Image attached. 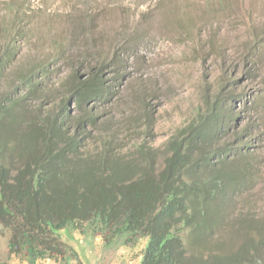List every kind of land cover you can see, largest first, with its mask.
I'll return each instance as SVG.
<instances>
[{
	"label": "rangeland",
	"instance_id": "rangeland-1",
	"mask_svg": "<svg viewBox=\"0 0 264 264\" xmlns=\"http://www.w3.org/2000/svg\"><path fill=\"white\" fill-rule=\"evenodd\" d=\"M11 42L17 53L14 65L3 72L0 96L19 73L56 60L46 81L49 93L43 92L44 85L39 92L22 96L23 106L32 111L45 102L58 110L64 98L56 84L69 80L80 65H98L99 57L106 63L118 60L105 75L113 79L114 94L95 112V125L87 132L91 138L84 144L127 145L121 155L135 152L139 135L154 149L160 148L181 124L203 111L205 94H220L223 105L231 99L222 112L228 115L232 105L223 141L247 148L241 157L230 159L229 170L245 177L251 171L253 176L226 204L224 216L217 215L216 235L198 243L223 250L209 260L196 258L194 264H237L233 260L247 255L254 236L249 231L244 238L249 228L244 224L248 218L264 223V0H0V56ZM250 44L257 46L255 62L245 67L239 60ZM230 78L232 82H227ZM159 103L163 106L156 107ZM69 106L67 122L88 113L72 102ZM142 106L152 109L150 118ZM147 121L145 135L137 128ZM21 126L15 124L16 138L24 131H19ZM101 136H111V142H99ZM1 232L0 226V260L9 264L142 261L140 236L108 244L101 232L68 230L58 254L31 258L9 253L8 236ZM192 242L197 244L189 238L184 241L188 249ZM258 250L264 258V240Z\"/></svg>",
	"mask_w": 264,
	"mask_h": 264
},
{
	"label": "trees",
	"instance_id": "trees-1",
	"mask_svg": "<svg viewBox=\"0 0 264 264\" xmlns=\"http://www.w3.org/2000/svg\"><path fill=\"white\" fill-rule=\"evenodd\" d=\"M245 48L247 55L239 63L247 67L255 62L257 46ZM16 50L11 42L0 56V80L14 65ZM55 62H39L19 73L0 96V226L8 236V252L54 257L64 245L66 231L77 230L101 232L108 244L140 236L141 264H194L196 258H215L223 249L198 243L216 235L217 215L224 216L226 204L253 176L251 171L245 177L229 170L230 159L241 157L247 148L223 141L232 105L228 115L222 112L231 99L223 105L220 94H205L203 111L181 124L160 148L154 149L139 135L135 152L121 155L127 145L84 144L91 138L87 132L95 125V112L107 106V98L114 94L113 79L105 75L118 60L106 63L99 57L98 65L81 63L69 80L56 84L64 98L58 110L46 102L33 111L25 108L22 96L27 98L44 85L43 92L51 90L46 81ZM70 102L88 113L67 122ZM141 109L152 116L151 108ZM18 122L19 131H24L16 138ZM137 129L147 135L148 121ZM104 138L98 141L111 142V136ZM244 225L250 229L243 236L247 239L252 232L253 243L247 255H239L234 263L264 264L258 250L264 223L248 218ZM188 238L197 242L189 244L190 249L184 243Z\"/></svg>",
	"mask_w": 264,
	"mask_h": 264
}]
</instances>
